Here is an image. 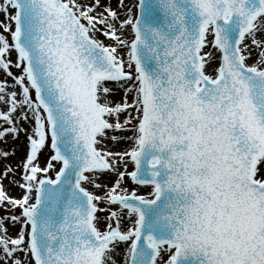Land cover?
<instances>
[{"label":"snow or ice","instance_id":"1","mask_svg":"<svg viewBox=\"0 0 264 264\" xmlns=\"http://www.w3.org/2000/svg\"><path fill=\"white\" fill-rule=\"evenodd\" d=\"M0 264H264V0H0Z\"/></svg>","mask_w":264,"mask_h":264}]
</instances>
